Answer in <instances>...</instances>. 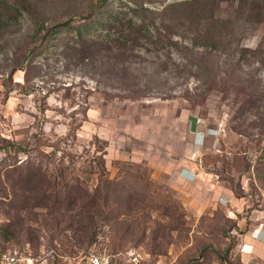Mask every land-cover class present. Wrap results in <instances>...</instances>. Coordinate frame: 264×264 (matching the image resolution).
Instances as JSON below:
<instances>
[{
	"label": "rangeland",
	"instance_id": "obj_1",
	"mask_svg": "<svg viewBox=\"0 0 264 264\" xmlns=\"http://www.w3.org/2000/svg\"><path fill=\"white\" fill-rule=\"evenodd\" d=\"M134 1L150 40L74 51L54 26L25 83L46 27L90 0H0V250L244 264L264 237V0H115L125 27Z\"/></svg>",
	"mask_w": 264,
	"mask_h": 264
},
{
	"label": "trees",
	"instance_id": "obj_2",
	"mask_svg": "<svg viewBox=\"0 0 264 264\" xmlns=\"http://www.w3.org/2000/svg\"><path fill=\"white\" fill-rule=\"evenodd\" d=\"M115 0H90V2L84 6L83 18L78 17V14H71L67 19L57 22L51 26L46 27V34H44V40L43 42H40L35 47L31 48L29 53L27 54V58L29 59L27 62V67L19 66L18 68L24 70V76H25V83H28V66H30V63L35 55H38L42 53L46 48L49 47L51 42H47V38L50 36L51 33H53V27H57L60 29L59 31H72L70 40H72V44L68 48H71V50L74 51H81L83 48L89 47V49L94 48H106L111 50L110 44H121L124 48L126 44L130 43V47H133L135 45L140 44L142 39L150 40V37H153L155 32H151V29L149 27V22H147L145 19L147 18V13L153 14L157 12L156 10H152L148 8L147 6H143V2L134 1L135 7L132 8V11L134 12V17L132 19H128L125 24L123 23V20H121V16L124 12H121L122 10L118 7L121 5H125L127 0H116L118 7L114 8L113 3ZM133 1V0H129ZM178 3L176 2H170L162 7V11H166L171 7L176 6ZM128 7V6H127ZM98 15L102 17L98 18ZM80 16V15H79ZM140 16L142 18H140ZM75 17V18H74ZM78 17V18H76ZM83 19V20H82ZM137 19V20H136ZM92 27L101 28L102 31L104 28H106V34L105 38L96 39L94 35L87 34L88 31ZM114 30V31H113ZM100 36L102 34L100 33ZM89 41V42H88ZM130 41V42H129ZM67 44V42H66ZM66 46V45H65ZM129 46V45H128ZM19 64H17L18 66ZM16 66V67H17ZM14 68V69H18ZM15 70H10L8 73V77L12 79V74ZM5 87L6 92L12 91V87L10 84H8L6 81L3 84ZM3 251H9L13 252L15 250L10 249H1L0 252ZM18 253H25L17 251ZM113 256V255H111ZM124 257L116 258L118 264H122V260ZM219 258L222 260L221 256ZM115 260V259H114ZM122 262V263H121ZM198 264V260H194L192 264ZM124 264V263H123Z\"/></svg>",
	"mask_w": 264,
	"mask_h": 264
},
{
	"label": "built area",
	"instance_id": "obj_3",
	"mask_svg": "<svg viewBox=\"0 0 264 264\" xmlns=\"http://www.w3.org/2000/svg\"><path fill=\"white\" fill-rule=\"evenodd\" d=\"M126 264H146L138 253H130L124 257ZM108 253H89L84 264H118L117 260ZM0 264H51L46 259L36 257L31 253H18L17 251L0 252Z\"/></svg>",
	"mask_w": 264,
	"mask_h": 264
},
{
	"label": "crops",
	"instance_id": "obj_4",
	"mask_svg": "<svg viewBox=\"0 0 264 264\" xmlns=\"http://www.w3.org/2000/svg\"><path fill=\"white\" fill-rule=\"evenodd\" d=\"M189 176L190 174L187 173V177ZM255 236L257 237L256 238L257 240L259 239L261 241H257V240L248 241L242 238V242L240 243V251H239L240 259H241V262L244 264H254L252 259L256 257V255H259L264 258V250L261 249L263 245L262 242L264 241V237H260V235L258 236V233H255L254 237Z\"/></svg>",
	"mask_w": 264,
	"mask_h": 264
}]
</instances>
